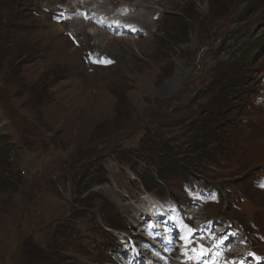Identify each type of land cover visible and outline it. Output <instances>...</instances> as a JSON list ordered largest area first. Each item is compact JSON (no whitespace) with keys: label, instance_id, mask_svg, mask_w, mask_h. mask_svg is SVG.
<instances>
[{"label":"rangeland","instance_id":"1","mask_svg":"<svg viewBox=\"0 0 264 264\" xmlns=\"http://www.w3.org/2000/svg\"><path fill=\"white\" fill-rule=\"evenodd\" d=\"M104 1L143 5L130 20L147 38L82 32L77 48L76 23L59 29L43 10L67 0H0V264H110L113 229L139 228L144 197L183 200L181 176L156 173L173 172L165 146L184 159L209 122L221 149L181 171L219 192L203 217L264 238V0Z\"/></svg>","mask_w":264,"mask_h":264},{"label":"bare ground","instance_id":"2","mask_svg":"<svg viewBox=\"0 0 264 264\" xmlns=\"http://www.w3.org/2000/svg\"><path fill=\"white\" fill-rule=\"evenodd\" d=\"M76 1V0H74ZM96 4L98 5H105V4H99L97 2V0H93ZM101 1H104V0H101ZM163 2H165V0H161ZM240 1V0H239ZM245 2V0H244ZM143 4V3H142ZM244 4V3H243ZM116 5H119L121 6L122 4H116ZM141 7V11L138 10V8ZM147 9L143 7V5H138L137 9L134 11L136 12V14L138 13V17L141 18V20H144L146 19V13H147ZM156 16V15H155ZM76 23V27L78 28V31H77V34L79 33H86V34H91L93 35V37L96 39H101V40H107L108 38V35L107 33L103 32V31H100L98 29H96L95 27H92L90 25L86 26L85 24H83L82 22H72V23H65L66 26L68 25H73ZM143 23V22H142ZM145 26H148V24L145 22L143 23ZM64 25V26H65ZM55 26L59 29H62L63 26H59V25H56ZM78 36V35H77ZM114 42L115 43H118L117 39L113 38ZM97 69H100V70H103V71H108V70H105L103 69L102 67H98ZM151 209H153L151 207ZM153 216V215H151ZM151 216H149V220L150 222L151 221ZM197 218L194 216L193 219L196 220H204L206 219V217H203L202 214H197L196 215ZM209 220V219H208ZM160 226L159 229H160V232L165 235V237L168 239L169 238V235L171 233L175 234L174 237H177L179 234V230H178V224L177 223H174V222H165V223H160ZM220 235H222L223 237H226L225 234L223 233H220ZM212 237V234L210 235ZM152 242L154 244V252L156 253H160V254H164L165 252V249L170 251V247L168 244H166L163 239H161L158 235V233H155L154 236L152 237ZM228 245L227 244H223L221 242L218 243V246L213 249V248H210L208 250V252L210 253L211 251H213V253L211 254V259H212V263L213 264H226L225 263V260H224V257H223V252L222 250L223 249H227ZM236 250H241L240 246H235L234 247ZM192 249L194 251L198 250L197 247L195 245H192ZM139 252V249H136V255H137V258L135 260V264H140L139 263V260H141L142 262H144L145 264L149 263V264H161L159 263L157 260H155L152 256H151V253H147V252H144V253H140L138 254ZM199 254V253H198ZM140 255V256H139ZM226 259H228V263L229 264H232V263H237L238 261H241L242 263L241 264H261V261L259 260L258 262H251V258L250 257H247V256H243V255H240L236 252H232L231 254H229L228 256L225 257ZM203 257H200V260H202ZM170 264L173 263V261L170 259L169 260Z\"/></svg>","mask_w":264,"mask_h":264},{"label":"trees","instance_id":"3","mask_svg":"<svg viewBox=\"0 0 264 264\" xmlns=\"http://www.w3.org/2000/svg\"><path fill=\"white\" fill-rule=\"evenodd\" d=\"M220 123V122H219ZM218 124V123H217ZM223 124V123H220ZM219 125V124H218ZM199 128H204L205 132L201 133L202 135L198 134V132L195 131V138L199 141L197 144H194V146L192 147L191 150H189L187 153H185V158L184 159H177V155L176 158H174L172 155V151L171 148L166 147L165 146V155L170 156V161L169 163H171L172 167H170L172 171H166L164 167L162 168H158L157 170V177L159 181H165L167 177L170 178V176L174 173H182L184 174L185 172H182L181 169H183V163L185 160H197V159H206L209 158L211 156V154L217 153V149L216 147H222V138H224V133L221 134V128H217L216 124L214 122L208 124V126L206 127V125H202ZM199 128H195V129H199ZM171 151V152H170ZM213 152V153H212ZM215 157V155H213V158ZM168 163V164H169ZM179 163H182V165H180ZM199 172V171H197ZM200 174H202L201 172H199ZM185 176L187 174H184ZM151 182L152 184H150L149 182H145V180L143 181V185L145 187H147L149 184L153 185L155 184L156 187L160 186V183L157 182V180H155L154 178L151 177ZM25 245V244H24ZM50 251V250H48Z\"/></svg>","mask_w":264,"mask_h":264}]
</instances>
